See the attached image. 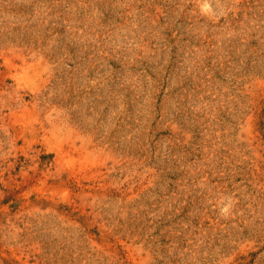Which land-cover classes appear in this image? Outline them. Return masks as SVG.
<instances>
[{
	"label": "rangeland",
	"instance_id": "rangeland-1",
	"mask_svg": "<svg viewBox=\"0 0 264 264\" xmlns=\"http://www.w3.org/2000/svg\"><path fill=\"white\" fill-rule=\"evenodd\" d=\"M0 264H264V0H0Z\"/></svg>",
	"mask_w": 264,
	"mask_h": 264
}]
</instances>
